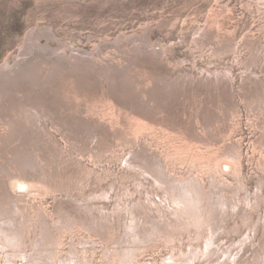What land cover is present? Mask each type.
I'll list each match as a JSON object with an SVG mask.
<instances>
[{
	"label": "rangeland",
	"instance_id": "rangeland-1",
	"mask_svg": "<svg viewBox=\"0 0 264 264\" xmlns=\"http://www.w3.org/2000/svg\"><path fill=\"white\" fill-rule=\"evenodd\" d=\"M38 26L53 31L54 47L99 59L102 42L133 31L153 53L131 64L126 103L109 74L55 77L58 105L72 126L89 127L93 147L107 133L103 157L91 156L85 143L75 148L46 117L54 138L42 139L34 164L21 136L12 138L0 119V163L17 173L38 167L69 183L55 188L57 181L40 173L14 178L15 192L29 198L8 201L0 166V264H264V0H0V64L13 62ZM115 52L105 51L123 65ZM216 71L229 77L210 85ZM173 82L179 95L172 110L151 117L136 110L137 101L170 102L150 93ZM130 153L136 159L129 161ZM105 190L109 197L88 199ZM62 196L73 202L61 205ZM133 212L141 216L137 232ZM127 234L136 239L126 241Z\"/></svg>",
	"mask_w": 264,
	"mask_h": 264
},
{
	"label": "bare ground",
	"instance_id": "bare-ground-1",
	"mask_svg": "<svg viewBox=\"0 0 264 264\" xmlns=\"http://www.w3.org/2000/svg\"><path fill=\"white\" fill-rule=\"evenodd\" d=\"M147 28H149V27H147ZM211 29H213V28H211ZM201 30H203V29H201ZM54 37H55V35H54L53 31H51V29L49 27H46V26L33 27L26 33L25 41L22 43V45L19 47V49H17V51L14 53L15 54V60L13 62H8V60H6L0 64V119L4 120L5 122L8 123V125L10 127V131L12 133V135L10 134L12 136V138H14L15 136L16 137L21 136L22 143L20 144V148L22 150V153L25 154L29 160H32V163H34V164L36 163V159H35L36 155L43 152L42 149H43L44 144L42 143V139H44L45 141L50 139L48 134L51 135V132H50V129L45 124L46 117H50L53 120V123H54L56 129H58L61 132V134L63 136H65L66 139H68L72 143L73 146H75V148L81 150L82 147L80 146V144L85 143L84 144L85 146L84 145L83 146L85 147L86 151L90 150L91 156L97 154L100 157H103L104 150L107 149V147H108L107 146L108 141H106V138L108 137L107 133H103V139H104L103 143H100V141H101L100 140L97 142V145L93 147V144H94L97 136H95V135H93V136L90 135V137L86 136L87 130H89V127H86L83 125H82L83 127H73L72 126V124H71L72 118H65L64 114L60 110L61 106L58 105L57 95H56L57 91L55 90V87H54L55 77H56V75H59V73L61 71L66 72L67 74L77 75L79 77L80 81L81 80H87L88 75H90L93 71H95L97 74H99L100 72H102L104 75L109 74L110 78L113 81H115V84L113 85V87L115 88V90H117L116 91L117 92L116 93L117 98L119 99L120 102L126 103L127 99H126V95L124 94V91H125L126 87L129 86V83L131 81V73H130L131 69H129L131 67V64L135 61H137L135 63H138L139 62L138 59L142 60V61H148V60H143L144 57L149 58L153 52L150 49H148L150 47L149 45L144 46V43L146 42L145 39L141 38V37H143L141 35V33H138L136 31L120 35L119 37H116V38L111 39L109 41L107 40V41L102 42L103 41L102 40L101 41L102 43L98 47L104 53V54H102L101 59L96 58L93 54H88L86 52L85 53L79 52L80 50L78 52L77 51H71L70 52V51H68V49L65 45H63L59 48L54 47L50 42L51 39ZM133 42H134V44H136L135 42H137L138 45H136L133 48H129V47H131L129 45H131V43H133ZM134 44H132V45H134ZM126 45L128 47H126ZM124 47H126V48L123 49ZM111 48H116L115 53L121 54L125 58L123 65L119 64L118 61H116L117 63L116 62L113 63L112 61L111 62L109 61V58L112 56L106 54L105 51H106V49H111ZM154 50H156V49H154ZM118 51H120V52H118ZM156 54H158V53L155 52L154 55H156ZM115 64L119 67L115 66ZM50 65H53V70H52V72H49V74L45 75V73L47 72V69L50 67ZM131 68H133V66ZM216 73H217V76H216L217 78L214 76L213 81H211V78H210V85H212V82H214V84H216V79H218L219 81L225 82L226 79L229 77V72L228 73L226 72L227 75L225 73H223L222 71L221 72L216 71L215 74ZM212 74L213 73L211 72V76H212ZM245 76H246V74H245ZM187 77H189V75ZM166 82H168V81H166ZM86 83H88V82H86ZM86 83H82V84L85 85ZM121 84H123L125 86L122 88ZM157 85H158V83H157ZM176 85H178V84H176V82H173L170 85L155 86L152 88L153 91L151 90L150 97L152 99H153L152 96L155 95V96H159V98H161L163 100L169 99L170 102L165 103L164 101H161V102L157 103L158 105H153L151 103V101H146L145 103H143V102L141 103L140 101H137L134 104V107L136 108V110L147 112V115L149 117H151L153 115L154 111L157 114L158 113L160 114L161 112H164V111L168 112V108H170L169 104L175 103L174 98H176V96L179 95L175 91ZM176 88H177V86H176ZM172 108L173 107H171L170 109L172 110ZM51 137L54 138V136H52V135H51ZM98 145H99V148H97ZM87 147H90V148L87 149ZM36 148H38V150H36ZM129 155H130L129 161H131V159H136L135 153H130ZM139 162L132 161L131 163L138 165ZM0 166H1V168L5 174V180L3 181L4 182L3 193L5 194L4 199H7L8 201L9 200L12 201L13 199L24 200V199L29 198V196H27V195H24V194L18 195V193H16L17 191L13 188V185H12L16 178L17 179H23V178L31 179V178L36 177V175L34 173H40L44 177L43 178L44 181L51 182L52 180H54L52 178L53 175H51L52 173L46 174V173L38 170V167L36 169L29 167L30 168L29 169L27 166H23L22 170L17 173V172L12 171L11 168L7 164L0 163ZM152 168H154V170H155L156 167H152ZM157 170H159V169H157ZM60 175H62V174H60ZM161 176H162V178L164 177V175H162V174H161ZM56 177H58V178H55V180L57 181L55 188L60 189V188H65L66 186H69L68 185L69 183H65V181L63 180V178L61 176H56ZM164 181H165V179H164ZM8 186H9V188L7 189ZM54 190H56V189H54ZM165 191H166V189H165ZM71 192H73V191H71ZM152 193H154V192H152ZM156 193H158V192H156ZM109 194L110 193L105 190V191H103V193L99 194V196L96 193L90 195V197H88V199H93V197H109ZM166 197H167V195H166ZM190 198H192V197H190ZM193 198H194V196H193ZM88 199H87V202L89 201ZM105 199H107V198H105ZM94 200H96V199H94ZM169 200H170V198H169ZM196 201H197V199H196ZM70 202H73V199L68 200V199L64 198L63 196H62V198L59 199V203L61 205L65 204V203H70ZM147 203H149V202H146V204ZM153 204L155 205V203H153ZM164 204H166V203H164ZM134 205H135V207L137 206L139 210L142 207V205L139 202L135 203ZM157 205H159V204H157ZM17 207H19V206H17ZM93 207H94V205H93ZM144 207H146V206L144 205ZM236 207L237 206H235V208ZM136 208H135V210H136ZM19 210H17V211H19ZM64 211H66V210H64ZM132 211H134V209ZM164 211H165V209H164ZM169 211H171V210H169ZM178 211H180V210H178ZM207 211H209V210H207ZM200 212H201V210H200ZM65 213H67V212H65ZM137 213L138 212H136V213L133 212V215L137 216V218H136V221H134L135 225L132 226V230L136 231V232L138 231V228L140 225L139 223H140V219H141V216ZM131 215H132V213H131ZM200 216L202 217V215H200ZM132 218H134V216ZM152 218H154V217H152ZM217 218H216V220H217ZM165 219H168V218H165ZM213 219L214 218H212V220ZM72 222H73V220H72ZM210 223H213V222L211 221ZM130 224H131V222H130ZM215 225H217V223ZM210 227L213 228V226H210ZM198 228H199V226H198ZM215 229H216V226H215ZM13 230H14V228H13ZM217 230L219 231V229H217ZM213 232H215V231H213ZM210 233H212V231ZM128 235L129 234H127L125 236V238H126V241H129V242H130V240L136 239V236H137V234H133V235L130 234L129 236ZM214 235H213V238H215ZM210 237H212V236L210 235L209 238ZM15 238H17V237H15ZM205 239H207V238H205ZM210 239H209V241H211ZM195 240H196V238H195ZM21 242H23V241H21ZM245 242H246V240H245ZM131 243H134V242L131 241ZM135 244H137V243H135ZM233 245H236V244H233ZM84 246H86V245H84ZM231 248H232V244H231ZM198 250H199V248L197 249V251ZM242 250H243V248H242ZM207 251H206V253H208ZM206 253H205V255H206ZM216 253H217V251H216ZM236 253H234V254H236ZM199 254H201V253H199ZM194 255H193V257H194ZM196 256H198V255H196ZM207 256H210V255H207ZM233 256H235V255H233ZM238 256H240V255L238 254ZM10 257H11V255H10ZM226 257H227V255H226ZM126 259H128V258H126ZM206 260H208V259H206ZM229 260H231V259H229ZM232 260H234V259H232ZM208 261H207V263L209 264L210 262H208ZM54 262L55 261H53V263ZM221 262H223V260ZM234 262H236V261H234ZM204 263H206V262H204Z\"/></svg>",
	"mask_w": 264,
	"mask_h": 264
}]
</instances>
